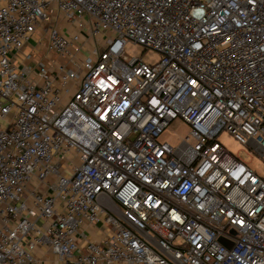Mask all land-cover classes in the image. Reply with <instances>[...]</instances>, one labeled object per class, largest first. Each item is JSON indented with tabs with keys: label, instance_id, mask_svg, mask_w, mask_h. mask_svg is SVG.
I'll return each instance as SVG.
<instances>
[{
	"label": "built area",
	"instance_id": "1",
	"mask_svg": "<svg viewBox=\"0 0 264 264\" xmlns=\"http://www.w3.org/2000/svg\"><path fill=\"white\" fill-rule=\"evenodd\" d=\"M224 131L264 157V0H0V264H264V178Z\"/></svg>",
	"mask_w": 264,
	"mask_h": 264
},
{
	"label": "rangeland",
	"instance_id": "2",
	"mask_svg": "<svg viewBox=\"0 0 264 264\" xmlns=\"http://www.w3.org/2000/svg\"><path fill=\"white\" fill-rule=\"evenodd\" d=\"M67 29H71V27H67ZM36 34L39 37H42L43 40H47L48 35L43 28H38ZM39 40V39H38ZM103 41L101 36L92 35L90 37L89 42L90 46L93 44L99 45ZM44 42V41H43ZM43 53L46 51L45 45ZM89 52V51H88ZM128 56L138 57L142 59L143 62L147 64H156L160 62L163 57V54L155 49H146L140 44H128L125 50ZM42 53V54H43ZM34 55V54H33ZM15 58L18 61H21L25 58V55L17 52ZM35 64L34 60L32 61ZM188 132V125L183 121H175L170 128L163 135L164 138L168 139L172 143H179L181 141V137ZM218 140L221 144H223L229 151H231L236 157L240 160L247 163L251 168H253L259 175L264 178V157L255 152L250 146L246 144H242L238 141L232 134L227 131H224L218 137ZM101 239H96V241H100Z\"/></svg>",
	"mask_w": 264,
	"mask_h": 264
},
{
	"label": "crops",
	"instance_id": "3",
	"mask_svg": "<svg viewBox=\"0 0 264 264\" xmlns=\"http://www.w3.org/2000/svg\"><path fill=\"white\" fill-rule=\"evenodd\" d=\"M38 39H40V37L35 33L31 40L26 43V45L21 51H16L12 53V56L14 57L17 52L25 55V58L21 61H18L15 58L17 64L20 67H24L25 64L30 62V64H33L31 60L26 59L28 54H34V58L42 57L44 47L42 46L43 44H38ZM81 231L84 232L87 237L91 240H96L99 238L102 240L107 234L108 228L103 224H90L89 222H85V224L82 226ZM35 255L40 258L41 264H61L57 256L49 249L48 245H38L35 249Z\"/></svg>",
	"mask_w": 264,
	"mask_h": 264
}]
</instances>
